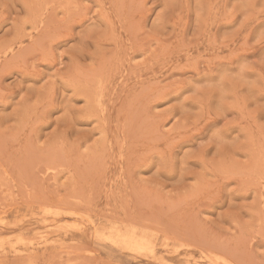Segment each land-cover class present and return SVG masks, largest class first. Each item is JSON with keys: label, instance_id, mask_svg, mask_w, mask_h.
<instances>
[{"label": "rangeland", "instance_id": "1", "mask_svg": "<svg viewBox=\"0 0 264 264\" xmlns=\"http://www.w3.org/2000/svg\"><path fill=\"white\" fill-rule=\"evenodd\" d=\"M0 264H264V0H0Z\"/></svg>", "mask_w": 264, "mask_h": 264}, {"label": "bare ground", "instance_id": "2", "mask_svg": "<svg viewBox=\"0 0 264 264\" xmlns=\"http://www.w3.org/2000/svg\"><path fill=\"white\" fill-rule=\"evenodd\" d=\"M130 235V234H129ZM189 236V235H188ZM141 241V240H140ZM207 244V243H206Z\"/></svg>", "mask_w": 264, "mask_h": 264}]
</instances>
